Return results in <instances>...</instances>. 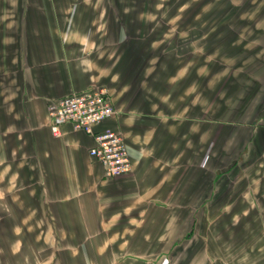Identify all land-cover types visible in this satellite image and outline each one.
<instances>
[{
  "label": "crops",
  "instance_id": "1",
  "mask_svg": "<svg viewBox=\"0 0 264 264\" xmlns=\"http://www.w3.org/2000/svg\"><path fill=\"white\" fill-rule=\"evenodd\" d=\"M143 1L0 0V48H25L0 68V191L8 182L6 175L15 183L27 177L31 192L52 193L47 206L56 214L48 216L49 221L74 230L64 239L77 235L103 241L95 244L93 254L121 257L111 264H166L157 257L167 255L176 257L171 264H213L215 250L209 244L205 249L177 247L178 237L168 235L167 218L152 217L145 210L166 206L167 156L180 161L173 154L174 141L186 138L192 149L193 131L185 135L167 131L182 127V119H150V105L144 104L143 96L118 88L119 52L110 59L103 53L119 46V34L129 31V20L131 24L138 17L142 24L143 17L157 12ZM235 28L229 25L232 38L224 44L234 70L228 76V95L224 75L220 123L224 182L230 180V191L238 189L239 201H245L241 207L264 209V26L246 29L250 33L244 39L243 30ZM103 33L112 34L108 38ZM90 48H95L92 54L87 53ZM99 88L107 91L116 114L94 131H119L131 159V170L115 178L106 176L100 162L89 155L92 134L71 123H62L58 135L50 128L49 102ZM187 121L196 126L192 116ZM209 122L208 143L214 146V113ZM175 163L169 170L172 181ZM211 186L207 191L214 197ZM239 264H246L245 258Z\"/></svg>",
  "mask_w": 264,
  "mask_h": 264
},
{
  "label": "rangeland",
  "instance_id": "2",
  "mask_svg": "<svg viewBox=\"0 0 264 264\" xmlns=\"http://www.w3.org/2000/svg\"><path fill=\"white\" fill-rule=\"evenodd\" d=\"M142 5L157 12L143 17L142 24H138V17L131 24L129 20V31L119 34V46L103 53L110 59L119 52L118 88L121 93L131 90L143 96L144 104L150 105V119H182V127L167 131H182L184 135L193 131L192 149L186 138L174 141L177 149L173 154L180 156V161L175 163L167 156L166 206L150 207L146 214L167 218L168 235L178 237L177 247L198 245L205 249L209 244L208 248L215 250L213 264H239L244 258L246 264H264V209L241 207L245 201H239L238 189L230 191V180L224 182L220 124L224 82L227 80L228 95V76L234 71L228 46L224 48L233 34L229 25L243 30V39L254 26H264V0H144ZM240 25L243 28H238ZM111 34L105 35L110 38ZM24 49L0 48V68L8 66L10 55ZM86 50L92 54L95 48ZM234 51L237 54L239 50ZM213 113L214 146L208 143ZM191 116L196 126L185 122ZM174 163L177 175L172 181L169 170ZM4 177L8 182L0 191V264H111L121 258L93 254L101 240H81L77 235L64 239L63 235L74 230L69 232L68 225L49 221L52 217L48 216L56 214L54 207L47 206L53 194L31 192L27 177L16 183L14 177ZM212 184L214 197L207 191ZM157 258L171 264L176 257Z\"/></svg>",
  "mask_w": 264,
  "mask_h": 264
},
{
  "label": "built area",
  "instance_id": "3",
  "mask_svg": "<svg viewBox=\"0 0 264 264\" xmlns=\"http://www.w3.org/2000/svg\"><path fill=\"white\" fill-rule=\"evenodd\" d=\"M51 131L59 134L62 123H71L74 129L90 133L94 145L89 155L102 165L104 173L115 178L131 170L128 146L122 134L113 129L94 131V127L114 117L116 110L103 88L63 96L48 103Z\"/></svg>",
  "mask_w": 264,
  "mask_h": 264
},
{
  "label": "bare ground",
  "instance_id": "4",
  "mask_svg": "<svg viewBox=\"0 0 264 264\" xmlns=\"http://www.w3.org/2000/svg\"><path fill=\"white\" fill-rule=\"evenodd\" d=\"M255 248V247H254Z\"/></svg>",
  "mask_w": 264,
  "mask_h": 264
}]
</instances>
